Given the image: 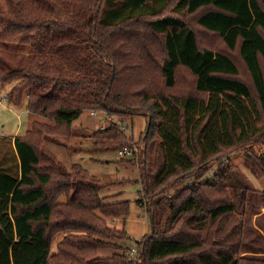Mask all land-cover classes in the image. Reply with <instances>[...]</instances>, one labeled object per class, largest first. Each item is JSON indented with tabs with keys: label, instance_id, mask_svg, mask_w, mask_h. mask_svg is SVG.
I'll return each mask as SVG.
<instances>
[{
	"label": "trees",
	"instance_id": "trees-1",
	"mask_svg": "<svg viewBox=\"0 0 264 264\" xmlns=\"http://www.w3.org/2000/svg\"><path fill=\"white\" fill-rule=\"evenodd\" d=\"M0 48L13 59L0 57V83L15 81L8 103L51 121L9 137L18 170L0 168V264H264L239 253L257 191L229 158L244 149L264 175V152L245 149L264 141V0H0ZM84 111L146 120L150 233L135 259L108 225L128 201L106 202L85 168L42 147ZM94 137L135 144L115 123Z\"/></svg>",
	"mask_w": 264,
	"mask_h": 264
},
{
	"label": "rangeland",
	"instance_id": "rangeland-1",
	"mask_svg": "<svg viewBox=\"0 0 264 264\" xmlns=\"http://www.w3.org/2000/svg\"><path fill=\"white\" fill-rule=\"evenodd\" d=\"M0 57H7L9 61H13L2 48H0ZM241 77L247 79L243 70ZM14 84L13 80L0 83V168L11 175H15L18 170V158L9 137L14 132L16 135H22L30 128L34 120L51 122L40 115L25 112L24 103L20 106L8 103L7 93ZM2 97L5 100H2ZM92 112L97 111H84L72 122L71 135L52 136V141L43 138L42 147L60 160L66 170H69L73 163H78L85 168L102 184L103 188L100 192L106 197V202L128 201L127 215L119 219H108V225L116 229H124L129 238L114 240V242L126 247L122 253L135 259L134 255L132 256L127 251L134 246L135 240L150 233V222L146 214V205L148 206L150 199L144 195V187L140 178V160H138V155L143 149L140 139L146 130V120L143 116L135 115L131 120L121 122L117 116L102 112L92 115ZM110 123L117 124L135 143L130 147L132 151L123 157H118L116 150L107 148L106 140L94 137L98 129ZM245 149L253 155H259L264 152V141L246 146ZM240 150L231 154L229 158L252 181L257 193L252 197L253 213L245 211L243 216L239 253L244 257L264 260V202L262 201L264 199V175L252 165L250 160L245 159L244 149ZM216 169L217 164L210 165L208 172L200 179H207L208 176L210 179V175ZM174 191V189L169 190L167 196ZM139 199L141 203H138ZM58 201L63 202L64 196L60 195ZM64 234L65 232H59L52 238V252L56 250ZM112 253L111 249H98V256L101 257Z\"/></svg>",
	"mask_w": 264,
	"mask_h": 264
},
{
	"label": "built area",
	"instance_id": "built-area-1",
	"mask_svg": "<svg viewBox=\"0 0 264 264\" xmlns=\"http://www.w3.org/2000/svg\"><path fill=\"white\" fill-rule=\"evenodd\" d=\"M2 100H5V98L2 97ZM91 114H92V115H96L97 112H92ZM131 151H132V148H130V147H123V148L117 150V156H118V157H123V156H125L126 154H129ZM127 252L130 253L132 256L134 255L133 257H135L136 254H137V248H136L135 244H134V246H133L131 249H129Z\"/></svg>",
	"mask_w": 264,
	"mask_h": 264
},
{
	"label": "crops",
	"instance_id": "crops-1",
	"mask_svg": "<svg viewBox=\"0 0 264 264\" xmlns=\"http://www.w3.org/2000/svg\"><path fill=\"white\" fill-rule=\"evenodd\" d=\"M1 99H2V98H1ZM24 111H25V112H27V111H26V108H25V110H24ZM14 135H16V132H14L12 136H14Z\"/></svg>",
	"mask_w": 264,
	"mask_h": 264
}]
</instances>
